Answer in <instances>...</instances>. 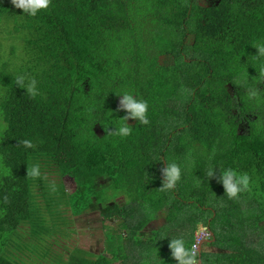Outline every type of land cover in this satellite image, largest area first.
Listing matches in <instances>:
<instances>
[{
  "label": "trees",
  "instance_id": "16d2710c",
  "mask_svg": "<svg viewBox=\"0 0 264 264\" xmlns=\"http://www.w3.org/2000/svg\"><path fill=\"white\" fill-rule=\"evenodd\" d=\"M204 1L52 0L33 18L0 0V264H111L138 249L146 263L173 260L170 240L192 249L199 225L225 251L196 256L201 264H259L242 230L264 217V62L254 56L264 44V0ZM21 75L25 85L37 81L35 96L17 85ZM124 92L148 102L149 124L121 120ZM125 123L129 136L112 133ZM167 162L186 170L162 190ZM37 164L72 176L75 192L32 177ZM226 169L250 177L236 200L219 183ZM37 186L47 198L39 201ZM119 198L126 207L108 236L112 262L58 245L77 233L74 218ZM247 207L256 215L245 217ZM111 210L106 218L117 217ZM161 213L165 224L142 237Z\"/></svg>",
  "mask_w": 264,
  "mask_h": 264
},
{
  "label": "rangeland",
  "instance_id": "374dc122",
  "mask_svg": "<svg viewBox=\"0 0 264 264\" xmlns=\"http://www.w3.org/2000/svg\"><path fill=\"white\" fill-rule=\"evenodd\" d=\"M214 1L215 0H205L204 2L205 4H208L209 6H211ZM3 50H5L6 56L10 54V53H7L8 48L6 44L3 46ZM15 62L21 64L22 63L21 57L16 56ZM245 127L246 126L243 127L242 125L241 127L242 133L246 131ZM185 170L186 168L184 166L181 167V173H184ZM40 177L44 179L46 182H52V180H54V182H61L64 185L67 191V194H72L76 190L77 185L75 184V181L72 177H65L61 179L59 176H58L59 178L54 177V175L50 173V171H42ZM35 192H36L37 197L39 198V201H40V197L41 199H43V197L47 198L46 195L43 194L44 191L41 190L40 186H37L35 188ZM55 192H56V196H58L56 188H55ZM123 207H126V204L123 198H119L114 203L112 202L107 210H103L98 204H95V206H93L91 210L87 212L85 215L79 218H74L72 220V224H73L72 227L77 231L76 234H73V231L70 230L68 232V237L66 239L59 237V238H55V240L58 242V245H61L64 247L67 246L72 251L78 247L79 249L75 252V254L79 256L80 258L81 256H83L87 259H90V261H93L94 259L102 258L103 253L105 252V257L109 261L112 262L113 261L112 256L115 254L117 250H116V247H114L113 242L109 240L108 236L111 235L110 233L117 231L116 229L117 227L121 226L120 224H118V222L120 221L119 216H121V219L123 216L119 212H117L116 209L123 208ZM110 208L112 209L111 211L113 210L115 211V213L117 214V217L109 219V218H106V216H104V214H107L109 212ZM246 209L247 210L243 212L245 217H251L252 215L255 216L258 211L254 207H253V210H249L248 207ZM67 215L68 217L73 218L72 213L68 209H67ZM261 218H262L261 223H259L257 227L255 226L253 228H250L248 232L243 231V230L242 232L246 236V246L255 248L257 251L261 252L262 254L264 252V217H261ZM164 223H165V214L161 213L159 217L147 227L145 234L148 237H150L151 231L158 229ZM25 227L29 228V230H25L29 232L31 226L28 225ZM201 227L202 225H199L197 228L200 229ZM190 228L191 226L189 227V229ZM30 232L33 233V228ZM179 233H180V230H179ZM195 237L196 235L194 236V238ZM191 245H193V243ZM104 247H105V250H104ZM58 250L59 252H62L60 249ZM62 250H65V248H62ZM202 253H206L208 254V257L213 258L214 255L223 254L225 253V251L219 250L218 248L213 247L212 245L208 244L204 247ZM95 254H99V255H95ZM138 260H139V257L136 254V258L132 257L130 261H127V260L122 261V259H118V262L114 261L112 263L138 264V262H140ZM155 262L158 264H174L175 263L173 260L165 261L164 259H162L158 261L155 259V255H153L152 259L147 261V263L146 261L145 262L143 261L141 264H155ZM197 264H200L198 260H197ZM259 264H261V261H259Z\"/></svg>",
  "mask_w": 264,
  "mask_h": 264
},
{
  "label": "clouds",
  "instance_id": "9594fccd",
  "mask_svg": "<svg viewBox=\"0 0 264 264\" xmlns=\"http://www.w3.org/2000/svg\"><path fill=\"white\" fill-rule=\"evenodd\" d=\"M52 0H12V4L17 9H21L24 15L29 17H37L42 11L49 9ZM258 54L254 55L258 59H261L264 62V44L256 45ZM261 73L264 74V68L261 69ZM25 77L23 75L18 76L17 85L25 86L27 92L35 96L38 93L37 81L31 79L25 85ZM122 97L120 101L121 110L126 112V116L121 119L123 121L132 119L137 120L139 124L147 125L149 124L148 111L149 104L146 100L140 99L131 92H124L119 95ZM250 96L255 97V92H250ZM135 97V98H134ZM120 137H127L131 134V127L127 123L122 124L120 127L115 128V131L112 132ZM23 144L31 148L32 143L29 140L23 141ZM29 174L32 177H39L41 175L40 166L34 165L30 169ZM163 175V185L162 190H171L174 189L177 182L181 179V168L179 165L167 162V167L162 170ZM216 175V170H209L207 176L209 178H214ZM219 183L222 184L225 189V196L230 200H236L240 195L249 190L250 186V177L244 173H238L232 169H226L221 172ZM169 248L171 250L172 259L177 261L178 264H197L195 251L194 249H189L186 247V242L183 238H174L169 242Z\"/></svg>",
  "mask_w": 264,
  "mask_h": 264
},
{
  "label": "flooded vegetation",
  "instance_id": "af4514ba",
  "mask_svg": "<svg viewBox=\"0 0 264 264\" xmlns=\"http://www.w3.org/2000/svg\"><path fill=\"white\" fill-rule=\"evenodd\" d=\"M165 61V58H161V62H164ZM65 177H72V176H70V175H65V176H60V178L62 179V178H65ZM59 178V177H58ZM104 178H100V180H101V184L100 185H104V184H102V183H107V180H103ZM60 180V179H59ZM76 184V183H75ZM57 185L59 186V188L61 189V187H60V185L62 186V188L66 191V189H65V187H64V185L61 183V182H58L57 183ZM67 192V191H66ZM114 203V202H113ZM111 205V204H110ZM109 205V206H110ZM94 206H95V204H94ZM93 207V206H92ZM103 209V208H102ZM103 210H105V209H103ZM89 212V211H88ZM104 216H105V214H104ZM120 217V219L119 220H121V216H119ZM159 216H157L156 217V219L158 218ZM156 219H154V220H152L147 226H146V228L143 230V232L141 233V236L142 237H148L145 233H146V229H147V227L152 223V222H154ZM165 224V223H164ZM163 224V225H164ZM162 225V226H163ZM161 226V227H162ZM158 229H160V227L158 228ZM158 229H155V230H158ZM155 230H153V231H151V233H150V237H153V232L155 231ZM201 231H207L208 232V238H206L201 244H200V246H199V249H198V251L196 252V254H195V256H200V258H201V256H202V254H206V253H202V251H203V249H204V247L206 246V245H208V244H210V245H212L213 247H216V248H218L217 246H216V237H215V234H214V232H213V230H212V228L210 227V226H206V225H202V227L199 229V228H197L196 230H195V232H194V236L197 234V233H199V232H201ZM149 234V233H148ZM150 237H148V238H150ZM195 241V240H194ZM194 243V242H193ZM215 243V244H214ZM191 247H192V245H191ZM219 250H222V249H220V248H218ZM62 250V249H61ZM104 250H105V247H104ZM223 251V250H222ZM142 252H143V250H140V249H138L137 251H136V253L134 254V255H131V254H129L128 252L127 253H123L122 254V256H123V258H122V261H124L125 259L127 260V261H130L131 259H132V257H134V258H136V254L138 255V257H139V260L138 261H140V262H138V264H141V262H143L144 260H143V255H142ZM95 255H99V254H95ZM206 255H208V254H206ZM102 257H105V252L103 253V256ZM106 258V257H105ZM174 262H176V264H178V262L177 261H175V260H173ZM197 261V260H196ZM199 262H200V264L202 263L200 260H198ZM118 262V261H117ZM145 262V261H144ZM111 264H115V263H111Z\"/></svg>",
  "mask_w": 264,
  "mask_h": 264
},
{
  "label": "built area",
  "instance_id": "2783aa9c",
  "mask_svg": "<svg viewBox=\"0 0 264 264\" xmlns=\"http://www.w3.org/2000/svg\"><path fill=\"white\" fill-rule=\"evenodd\" d=\"M206 238H208V232L207 231H201L196 234L195 243L192 246V249H194L195 254L199 249L200 242H203Z\"/></svg>",
  "mask_w": 264,
  "mask_h": 264
},
{
  "label": "crops",
  "instance_id": "0c3cea01",
  "mask_svg": "<svg viewBox=\"0 0 264 264\" xmlns=\"http://www.w3.org/2000/svg\"><path fill=\"white\" fill-rule=\"evenodd\" d=\"M261 253V252H260ZM264 253V252H263ZM262 253V258H261V262L262 264H264V254Z\"/></svg>",
  "mask_w": 264,
  "mask_h": 264
},
{
  "label": "bare ground",
  "instance_id": "6f19581e",
  "mask_svg": "<svg viewBox=\"0 0 264 264\" xmlns=\"http://www.w3.org/2000/svg\"><path fill=\"white\" fill-rule=\"evenodd\" d=\"M195 239H196V237H195ZM194 243H195V241H194ZM194 243H193V244H194ZM201 243H202V242H200V244H201ZM192 246H193V245H192Z\"/></svg>",
  "mask_w": 264,
  "mask_h": 264
}]
</instances>
